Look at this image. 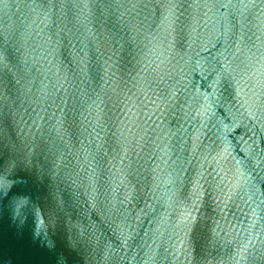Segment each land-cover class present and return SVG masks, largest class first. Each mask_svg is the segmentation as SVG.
<instances>
[{"label":"water","instance_id":"95a60500","mask_svg":"<svg viewBox=\"0 0 264 264\" xmlns=\"http://www.w3.org/2000/svg\"><path fill=\"white\" fill-rule=\"evenodd\" d=\"M0 264H264V0H0Z\"/></svg>","mask_w":264,"mask_h":264}]
</instances>
